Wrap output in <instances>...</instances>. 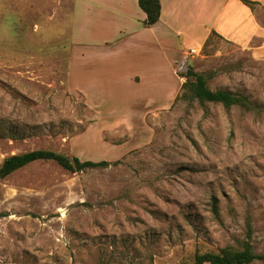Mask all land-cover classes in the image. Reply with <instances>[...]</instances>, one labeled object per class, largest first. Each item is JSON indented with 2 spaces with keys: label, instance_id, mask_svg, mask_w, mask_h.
<instances>
[{
  "label": "rangeland",
  "instance_id": "rangeland-1",
  "mask_svg": "<svg viewBox=\"0 0 264 264\" xmlns=\"http://www.w3.org/2000/svg\"><path fill=\"white\" fill-rule=\"evenodd\" d=\"M80 2L0 0V168L35 150L111 165L0 176V264H191L245 242L264 255V59L212 36L176 77L67 79L72 60L90 72L101 57L72 53L99 41ZM189 66L253 109L175 102Z\"/></svg>",
  "mask_w": 264,
  "mask_h": 264
},
{
  "label": "crops",
  "instance_id": "crops-1",
  "mask_svg": "<svg viewBox=\"0 0 264 264\" xmlns=\"http://www.w3.org/2000/svg\"><path fill=\"white\" fill-rule=\"evenodd\" d=\"M160 1L159 22L146 28V15L138 0H82L81 9L87 12L84 32L90 28L99 41L93 46L77 43L72 53L77 45L85 57V53L92 54L93 47L101 57L90 72L81 67L75 69L72 60L67 79L92 78L136 86L159 80L158 68L164 65L176 77L182 56L190 55L193 49L202 51L213 34L255 59H264V0ZM245 1L255 5L252 8ZM183 36L189 37L194 47L182 53L179 42Z\"/></svg>",
  "mask_w": 264,
  "mask_h": 264
},
{
  "label": "trees",
  "instance_id": "trees-1",
  "mask_svg": "<svg viewBox=\"0 0 264 264\" xmlns=\"http://www.w3.org/2000/svg\"><path fill=\"white\" fill-rule=\"evenodd\" d=\"M140 9L145 13L144 27L149 28L156 25L162 13L160 0H138ZM253 8L255 3L245 1ZM212 36H216L213 34ZM212 36L207 40L208 44ZM182 78L185 82L181 86V93L177 95L175 102H199L201 104L213 103L222 105L226 109L238 106L247 111L252 110V103L243 95L227 90L212 91L208 87V81L203 74L193 70L191 66ZM36 162H54L62 169L70 173H84L90 170L108 168L109 161H82L78 157H69L49 150H35L19 155L7 157L0 168V176L6 178L13 173L22 170ZM216 200L214 199V202ZM216 207V204H214ZM261 262L264 264V255L253 250L249 242H245L241 248L227 246L218 252H197L191 264H253Z\"/></svg>",
  "mask_w": 264,
  "mask_h": 264
},
{
  "label": "built area",
  "instance_id": "built-area-1",
  "mask_svg": "<svg viewBox=\"0 0 264 264\" xmlns=\"http://www.w3.org/2000/svg\"><path fill=\"white\" fill-rule=\"evenodd\" d=\"M200 53H201L200 50L193 49V50L190 51V55H192V56H199Z\"/></svg>",
  "mask_w": 264,
  "mask_h": 264
}]
</instances>
